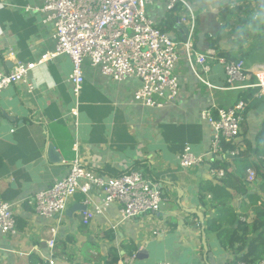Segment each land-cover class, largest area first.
<instances>
[{
  "label": "crops",
  "instance_id": "1",
  "mask_svg": "<svg viewBox=\"0 0 264 264\" xmlns=\"http://www.w3.org/2000/svg\"><path fill=\"white\" fill-rule=\"evenodd\" d=\"M232 1L193 0L198 16L195 46L201 52L215 49L208 39L213 37L220 50L244 59L251 70L264 65V48H259L261 41L257 40L262 33L253 28L243 39L241 32L228 29L229 10H224L232 9L228 6ZM40 6L39 0H0V69L10 71L18 62L35 64L27 82L11 85L0 95V200L19 204L15 209L17 233L0 232V264H50L51 259L54 264L131 263L133 245L138 248L136 253L145 248L150 256L144 262L132 264H227L234 254L215 235L207 234L205 222L186 209L196 208L205 215L199 184L215 181L214 176L224 177L223 169L211 168L212 155L226 159L229 171L251 165L255 157L238 163L229 152L207 155L213 147V128L202 119L201 111L211 105L233 106L242 101L241 92L256 87L227 89L224 65L218 60L204 77L213 85L209 87L193 72L181 46L175 70L180 93L172 102L150 107L136 101L135 92L142 84L138 78L115 80L93 66L88 58L83 61L85 80L76 97L69 78L73 69L71 58L46 57L56 48V27L53 20H47L49 13L39 10ZM170 15L173 14L164 2L150 10V16L164 31L183 40V29L177 23L171 28ZM242 21L251 27L258 24L253 17ZM233 34L237 35L234 40L238 44L227 47ZM255 81L252 77L246 83ZM263 121L264 109L249 110L244 122L248 126L246 137L253 140ZM49 142L62 156V163L49 159ZM241 144L244 150L245 143ZM186 146L195 155H205L194 168L184 169L179 164ZM77 157L104 177L132 169L146 171L160 183V210L124 224H118L117 205L89 224L83 223L81 210L72 216L67 215V210L58 218L40 216L28 199L65 177ZM219 170L224 174L220 175ZM101 194L98 188L90 190L96 201ZM84 198V194H76L69 207L74 203L85 205ZM241 201L240 197L233 200L236 212L241 214L242 221L251 222L255 215L249 208L244 211L246 218L242 216ZM155 229L161 231L153 234ZM53 233L56 242L51 249L48 241ZM112 252H117L118 259L109 262ZM208 252H212V257Z\"/></svg>",
  "mask_w": 264,
  "mask_h": 264
},
{
  "label": "built area",
  "instance_id": "2",
  "mask_svg": "<svg viewBox=\"0 0 264 264\" xmlns=\"http://www.w3.org/2000/svg\"><path fill=\"white\" fill-rule=\"evenodd\" d=\"M39 1V10L48 12L47 20H53L56 27V48L46 57L67 55L71 58L73 69L69 78L76 97L85 80L83 61L88 58L93 66H98L103 74L115 80L138 78L142 84L135 92L136 101L150 107H161L172 102L180 93L175 70L181 46L185 49L191 69L204 84L213 87L204 77L211 72L213 62L218 60L224 65L227 89L256 87L259 91L255 96H264V65L248 70L244 59L219 57L215 49L206 52L196 49L198 16L193 8V0ZM159 1L164 2L167 11L176 17L177 25L183 29V40L173 38L150 16L149 11ZM34 65L18 62L10 71L0 69V95L11 85L27 82L28 73ZM252 77L256 81L246 83ZM249 104L240 101L230 107L211 105L201 111L202 119L207 120L213 128V147L207 155L226 153L223 145L238 138ZM240 150L237 147L228 152L235 156ZM204 157L195 155L186 146L179 156V164L184 169L194 168ZM218 173L224 174L223 170ZM256 179L255 171L248 169V180L253 183ZM93 187L102 193L98 201L90 196ZM78 193L85 197L83 204L86 208L81 210L84 224H89L96 216H106L112 205L118 206V224H124L157 213L163 202L160 183L144 170L132 169L115 177H104L84 165L78 157L71 163L65 177L36 193L28 202L34 205L40 216L58 218ZM18 206L17 202L0 200L1 233H17L15 209ZM160 231L155 229L153 234ZM53 235L48 241L51 249L55 248L56 242L55 233ZM135 259L136 252L129 258L131 263L119 261L112 264H132ZM49 262L54 264L52 259ZM154 264L171 263L160 261ZM258 264H264V260Z\"/></svg>",
  "mask_w": 264,
  "mask_h": 264
},
{
  "label": "trees",
  "instance_id": "3",
  "mask_svg": "<svg viewBox=\"0 0 264 264\" xmlns=\"http://www.w3.org/2000/svg\"><path fill=\"white\" fill-rule=\"evenodd\" d=\"M169 24L171 28L175 26L176 17L174 15H170ZM211 38L208 37L210 40ZM257 40L261 41L259 48H264V34H260ZM216 41L217 39L211 41V46L217 50L219 57L230 60L239 58L227 51L220 50ZM258 90L259 88H249L240 94L242 101L250 103L245 118L249 110L258 108L264 101V96H255ZM244 122L242 125L243 133L234 142H225L223 149L225 152L235 150L237 147L242 149L241 143H245L246 148L240 150L239 154L233 158L241 163L254 156L251 165L247 164L243 169L238 168L235 171H229L230 163L226 159L212 155L214 158L210 161L211 168L223 169L224 177L214 176L215 181L206 180L199 184L201 204L207 216L204 224L206 233L215 235L221 245L234 254L233 259L227 264H258L264 260V121L253 140L246 137L248 126ZM248 168L255 169L257 179L253 183L248 180ZM253 189L256 191L249 193ZM243 196L245 198H242ZM235 197H240L242 200L239 206L242 210V216L246 218L244 211L251 208L255 215L251 222L240 219L241 214L236 212V205L233 204ZM137 249L133 245L130 256ZM111 254L112 257L109 262L116 261L118 259L117 252Z\"/></svg>",
  "mask_w": 264,
  "mask_h": 264
},
{
  "label": "rangeland",
  "instance_id": "4",
  "mask_svg": "<svg viewBox=\"0 0 264 264\" xmlns=\"http://www.w3.org/2000/svg\"><path fill=\"white\" fill-rule=\"evenodd\" d=\"M160 2V1H159ZM157 2V3H159ZM232 9L226 8L224 11L229 10L226 13L227 22L231 21V25H229L228 29L232 32L239 31L242 34H239L243 39L247 37L246 33L248 30L255 28L254 32L260 31L262 34L264 33V0H234L229 5ZM150 14V11H149ZM236 14V15H235ZM225 16L224 14L222 15ZM253 17L256 21H258L257 26L251 27L249 24L243 23L242 19ZM223 24V23H222ZM225 24V20H224ZM245 35V36H244ZM237 36L236 34L231 35V41L227 42L226 46L237 45L234 38ZM249 37V34H248ZM174 38V37H173ZM212 41H215L214 38H211Z\"/></svg>",
  "mask_w": 264,
  "mask_h": 264
},
{
  "label": "water",
  "instance_id": "5",
  "mask_svg": "<svg viewBox=\"0 0 264 264\" xmlns=\"http://www.w3.org/2000/svg\"><path fill=\"white\" fill-rule=\"evenodd\" d=\"M264 109V101L259 105V107L257 108L258 111H261ZM46 151L47 154L49 156V159L54 162V163H62V156L57 153L56 151V147L52 144V143H47L46 145ZM249 193H252L251 191ZM86 208V205H82V204H78V203H74L71 207H69L67 209V215L72 216L74 212H77L78 210H84ZM187 212L195 214L199 217L200 221L202 223L205 222V215L202 211L196 209V208H187L186 209ZM204 245L206 247V251H208V243L204 241ZM208 255L210 257H212V252H208ZM149 251L145 248L140 249L137 253H136V259L135 261L138 262H144L145 260L149 259Z\"/></svg>",
  "mask_w": 264,
  "mask_h": 264
}]
</instances>
